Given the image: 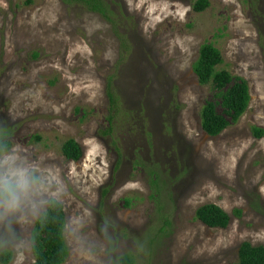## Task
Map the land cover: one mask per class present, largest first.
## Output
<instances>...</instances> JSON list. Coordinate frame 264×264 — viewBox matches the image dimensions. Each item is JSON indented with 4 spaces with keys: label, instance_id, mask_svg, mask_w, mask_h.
Wrapping results in <instances>:
<instances>
[{
    "label": "rangeland",
    "instance_id": "rangeland-1",
    "mask_svg": "<svg viewBox=\"0 0 264 264\" xmlns=\"http://www.w3.org/2000/svg\"><path fill=\"white\" fill-rule=\"evenodd\" d=\"M114 25L60 0H0V155L29 166L34 211L0 215L7 264H32L31 232L49 200L65 215L63 264H234L242 241L264 245V0H106ZM243 78L248 106L215 136L214 101L192 64L202 42ZM110 82L111 94L106 92ZM72 138L77 160L62 143ZM204 203L224 228L194 218ZM239 210V214L234 213ZM1 264V263H0Z\"/></svg>",
    "mask_w": 264,
    "mask_h": 264
},
{
    "label": "trees",
    "instance_id": "trees-1",
    "mask_svg": "<svg viewBox=\"0 0 264 264\" xmlns=\"http://www.w3.org/2000/svg\"><path fill=\"white\" fill-rule=\"evenodd\" d=\"M66 5H80L88 11L100 14L114 25L115 13L106 0H60ZM208 6V0H195L194 11H201ZM222 63L219 50L210 42H202L198 48L197 58L193 62L192 72L201 85H210L213 96L218 99L222 112L216 111L214 101H206L200 108V126L209 136L219 134L231 123H236L248 106L249 93L245 80L232 75L229 71L218 68ZM110 82L106 84V92L111 94ZM255 137L264 135V129L252 127ZM11 143L0 139V155L7 152ZM61 153L66 159L77 160L81 156L78 143L72 138L66 139L61 145ZM263 177H264V157ZM236 215L238 209H234ZM194 218L207 227L224 228L229 223V215L217 204L204 203L194 211ZM65 215L61 203L55 199L48 202L46 208L37 216L31 232L32 264H63L68 248L64 238ZM11 251H0V263L7 264L11 259ZM116 264H135L134 258L128 253L116 257ZM234 264H264V245L242 241L237 248Z\"/></svg>",
    "mask_w": 264,
    "mask_h": 264
},
{
    "label": "clouds",
    "instance_id": "clouds-1",
    "mask_svg": "<svg viewBox=\"0 0 264 264\" xmlns=\"http://www.w3.org/2000/svg\"><path fill=\"white\" fill-rule=\"evenodd\" d=\"M37 188L30 166L15 155L0 158V215L34 211Z\"/></svg>",
    "mask_w": 264,
    "mask_h": 264
}]
</instances>
